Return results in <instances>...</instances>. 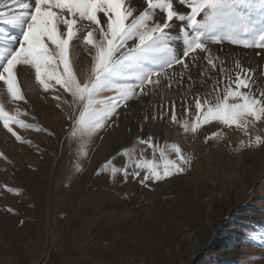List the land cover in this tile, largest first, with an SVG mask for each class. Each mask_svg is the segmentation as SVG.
<instances>
[{"label": "rangeland", "instance_id": "1", "mask_svg": "<svg viewBox=\"0 0 264 264\" xmlns=\"http://www.w3.org/2000/svg\"><path fill=\"white\" fill-rule=\"evenodd\" d=\"M179 28L170 30L178 52ZM212 48L226 58L225 71L238 58L264 73L259 49L227 42ZM70 58L77 79H89L84 46ZM191 75L147 96L137 90L138 99L83 139L69 136L72 98L54 81L45 92L34 70L20 72L23 99L15 101L0 81L4 111L42 129L10 122L18 141L0 120V264H264V145L255 144L257 135L264 139V121L248 125L247 134L216 122L185 133L171 122L173 103L179 119H190L182 105L194 107L196 93L218 80L222 88L224 74L215 69L205 77L193 67ZM214 131L221 135L205 142ZM148 136L155 150L138 140ZM173 143L192 158L184 173L146 185L131 176L125 183L122 172L97 175L109 160L143 175L137 163L162 167V149L176 159Z\"/></svg>", "mask_w": 264, "mask_h": 264}, {"label": "snow or ice", "instance_id": "2", "mask_svg": "<svg viewBox=\"0 0 264 264\" xmlns=\"http://www.w3.org/2000/svg\"><path fill=\"white\" fill-rule=\"evenodd\" d=\"M178 22L183 45L179 52L170 36ZM0 25L15 30L5 34L0 27V81L7 93L13 101L23 99L18 84L22 71L34 70L35 80L45 92L54 81L72 98L70 137L95 135L118 115L119 108L139 98L137 90L147 96L163 88L165 81L179 82L186 75L192 79L193 67L205 77L218 69L224 74L223 86L219 87L218 80L211 91L196 93L194 107L182 105L190 119H179L173 103L171 122L185 133L195 134L216 122L225 128L235 125L247 134L248 125L264 121V73L259 66L254 69L238 58L225 71L226 58L212 48L227 42L259 49L257 55L264 57V0H3ZM80 45L92 60V75L83 81L77 79L70 58V50ZM0 120L18 141L21 137L10 122L42 130L5 112L2 105ZM220 135L214 131L205 142ZM138 140L154 150L157 147L152 136ZM255 144L264 145V139L257 135ZM170 148L176 159H168L160 150L162 167L153 161L137 163L143 175L135 169L117 168L111 160L99 167L97 175L115 178L122 172L125 183L131 176L146 185L184 173L192 158L177 144ZM123 155L131 159L127 149Z\"/></svg>", "mask_w": 264, "mask_h": 264}, {"label": "bare ground", "instance_id": "3", "mask_svg": "<svg viewBox=\"0 0 264 264\" xmlns=\"http://www.w3.org/2000/svg\"><path fill=\"white\" fill-rule=\"evenodd\" d=\"M193 247H195L194 245L193 246H191V248H193ZM197 247V246H196ZM196 249H199V247L198 248H196ZM194 250V249H193Z\"/></svg>", "mask_w": 264, "mask_h": 264}]
</instances>
